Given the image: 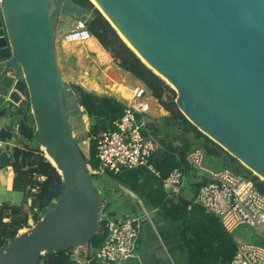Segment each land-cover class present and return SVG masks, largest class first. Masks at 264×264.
Listing matches in <instances>:
<instances>
[{
	"label": "water",
	"instance_id": "obj_1",
	"mask_svg": "<svg viewBox=\"0 0 264 264\" xmlns=\"http://www.w3.org/2000/svg\"><path fill=\"white\" fill-rule=\"evenodd\" d=\"M98 2L128 46L174 86L186 118L264 181V0ZM62 13L90 14L74 0H0V166L12 163L1 144L33 130L62 177L56 204L50 193L43 218L0 248V264H41L44 253L89 245L102 225L86 137H76L68 118L71 108L84 123L83 92L63 81L57 63L53 22Z\"/></svg>",
	"mask_w": 264,
	"mask_h": 264
},
{
	"label": "trees",
	"instance_id": "obj_2",
	"mask_svg": "<svg viewBox=\"0 0 264 264\" xmlns=\"http://www.w3.org/2000/svg\"><path fill=\"white\" fill-rule=\"evenodd\" d=\"M74 1L90 12L86 25L98 43L112 56L121 69L147 86L153 97L170 114L169 118L172 121L185 127L186 134L193 132L197 137L205 138L203 147L207 155L227 153L186 118L176 103L178 97L176 90L139 58L91 0ZM80 90L83 92L85 112L95 120L89 135L91 137L90 163L94 169H97L99 160L96 156V142L93 137H97L103 131L114 130V123L123 114L124 106L114 96L86 91L81 87ZM34 137L37 138V133L29 130L27 138ZM163 144L164 157L153 155L150 158V163L156 172L141 166L119 174L107 173V175L131 189L134 194L146 199L151 207L160 210L172 222L180 226V240L188 253L189 264H231L236 254V241L220 219L216 215L206 213L195 199L189 200L182 195L178 198L170 197L163 188V180L172 171L183 168L187 172L190 169L186 162L190 149H188L189 143L184 149H179L171 141L164 140ZM227 154L233 161L238 162V167L230 169L253 179L256 188L264 194V181L257 176H251L250 171L247 174L245 167L236 158ZM11 165L15 173L13 189L22 192L26 202L32 198L36 199L37 205L32 206V209H45L43 202L50 193H52V200L59 196L56 184L62 181V177L40 146L32 148L26 143H19L13 150ZM201 184L203 182L196 185L195 197ZM34 189H37V192L33 191ZM4 210V217L8 221L0 224V248L13 239L20 230L28 227L30 217L36 222L41 219L37 213L27 212L24 204L5 203ZM102 229L103 227L92 238L89 245L80 248L88 257L93 249L99 248L104 242L105 234ZM75 250L71 248L57 253H46L45 256H41V261L45 259L44 264H74L72 255Z\"/></svg>",
	"mask_w": 264,
	"mask_h": 264
},
{
	"label": "built area",
	"instance_id": "obj_3",
	"mask_svg": "<svg viewBox=\"0 0 264 264\" xmlns=\"http://www.w3.org/2000/svg\"><path fill=\"white\" fill-rule=\"evenodd\" d=\"M57 39L63 45L96 41L84 19L75 21L71 29L59 32ZM115 85L118 86L112 82L105 86L109 90L106 95L114 96L123 104V114L114 123V130L103 131L93 137L99 168H91L92 172L119 174L141 166L156 172L150 158L157 152L158 137L149 122V116L153 103L158 100L143 82L129 87L126 94L114 89ZM206 156L204 147L196 145L188 152L186 162L190 169L200 170L203 169ZM186 174L183 168L175 169L163 180V188L170 197L181 196ZM33 191L37 192V189ZM195 202L206 213L216 215L232 235L246 225L257 230L264 240V194L256 188L250 177L231 169L211 172L200 185ZM104 209L101 225L105 234L104 242L99 248L93 249L89 257L80 248L76 249L72 255V260H77L74 264H125L137 256L143 226L141 216L133 209L122 217L113 215L105 204ZM33 220L30 217L28 227ZM235 241L236 254L231 264H264V242L259 244L239 238Z\"/></svg>",
	"mask_w": 264,
	"mask_h": 264
},
{
	"label": "rangeland",
	"instance_id": "obj_4",
	"mask_svg": "<svg viewBox=\"0 0 264 264\" xmlns=\"http://www.w3.org/2000/svg\"><path fill=\"white\" fill-rule=\"evenodd\" d=\"M91 2H93L91 0ZM94 3V2H93ZM95 7L99 8L96 3H94ZM100 9V8H99ZM101 10V9H100ZM102 11V10H101ZM103 12V11H102ZM90 17V14L86 13L84 15H81L80 18L82 19H88ZM76 17L70 16L68 14H61V16L54 20L53 27L55 30V37H56V54H57V63L60 69V73L62 76L63 81L72 86H78L86 91H92L100 94H106L107 90L105 87L99 88L94 87L95 85H91L90 80L92 78L91 74L88 72L86 76L85 73H82V63L85 60V57H87L85 54L86 51L89 52V57L93 58L97 63L98 66V75L100 76L102 74L103 69L110 63L115 62L112 56L98 43V41H93L96 43L97 47H93L92 45L94 43H80V44H66L63 45L60 41L57 39V35L59 32L63 30H69L73 27L75 23ZM81 55V56H80ZM88 59V58H87ZM116 63V62H115ZM132 77V78H131ZM138 78L134 76H130V79L132 82ZM170 84V83H169ZM171 87H174L172 84H170ZM86 87V88H85ZM94 87V88H92ZM91 89V90H89ZM114 89L121 90L125 94L127 93V89L123 87L122 85H115ZM127 96V95H126ZM167 113V117H158L155 119V121L152 123L154 133L158 137V153H165V147L163 144V141H171L173 142L179 149L186 148V144L188 145V152L194 147V146H204L205 138L203 137H197L195 133L191 132L186 134L185 127H183L178 122H174L169 118V113ZM68 118L70 121V124L72 125V128L75 132L76 137H81L82 135H85L86 137V147H84V153L85 155L90 159V147H91V137L90 130L92 125L95 123V120L90 118L88 115L84 117V123H81V121L78 120V118L73 114V111L71 108L68 110ZM24 138L19 137L16 133L14 134V141L17 142L16 144L23 143L20 140ZM19 140V141H18ZM37 144L36 141H33ZM9 148V147H8ZM6 147V149L8 150ZM227 152V151H226ZM45 153V152H44ZM228 153V152H227ZM225 152H222L221 154L214 155V156H206V160L203 165V169L200 170H194L189 169L186 174L185 184L183 186V190L181 195L189 200L195 199L196 195V185L199 183H202L204 180H206L211 172H217L224 169H230L238 167V162L233 161L228 154ZM46 155V153H45ZM241 163V162H240ZM242 164V163H241ZM243 165V164H242ZM245 172L248 174L249 171L251 172V176H257V174L254 171H251L249 167L246 165ZM90 168L94 169L92 166ZM94 182L96 186L100 189L104 204L107 205V209L110 210L112 205L114 207L121 206L116 211L117 215H120L121 212L125 209V211H131L134 207L133 204L129 207H126L124 204V198L125 196L130 197L136 203L138 201H141L139 197L133 196L131 189L129 190L128 187L120 184L119 182L112 179L107 174H94L92 172ZM250 175V174H249ZM258 177V176H257ZM260 178V177H259ZM261 179V178H260ZM262 180V179H261ZM59 196L61 193H58ZM58 196V197H59ZM117 196V197H116ZM58 197L54 198L50 204H56ZM143 201V200H142ZM25 206V210L31 214L37 213L41 219L45 215V213L50 208V205L48 207H45V209H32L31 199H29L27 202L23 198V203ZM124 204V205H123ZM139 204V203H138ZM40 219V220H41ZM39 220V221H40ZM8 221V220H6ZM170 225H173L175 228V232H178L179 225L177 223L172 222L171 220H168ZM36 221L33 220L32 224H29L30 227L24 228L22 230H26L31 228L32 226L36 225ZM20 230V232L22 231ZM234 239L239 238L250 242H256L259 244H262L264 240L260 237L259 232L255 230L253 227L243 225L241 226L234 234ZM182 243V242H181ZM183 245V244H182ZM186 252V251H185ZM46 253L43 255L45 256ZM84 254V252H83ZM41 264L45 263V259L40 261Z\"/></svg>",
	"mask_w": 264,
	"mask_h": 264
},
{
	"label": "crops",
	"instance_id": "obj_5",
	"mask_svg": "<svg viewBox=\"0 0 264 264\" xmlns=\"http://www.w3.org/2000/svg\"><path fill=\"white\" fill-rule=\"evenodd\" d=\"M90 43H94V47H97L95 42ZM85 54H87V57H85V60H83L84 62L82 63V73H85L84 75L86 76L88 72L90 74L92 72L90 83L91 85H95L94 87L102 88L113 82L118 84V86L122 85L125 88H129L134 84L142 82L139 79H136L133 82L129 80L130 76L132 75L121 69L115 62L108 64L103 69L102 74L100 76H97L99 72V64L93 58L89 57L90 55L88 51H86ZM166 112L167 111L158 102L155 101L153 103L151 115L149 116V122L151 126L153 127L152 123L156 118L167 117L168 115ZM5 125H7L6 121L3 120L2 122H0V129L2 127H5ZM19 137L24 138V141L23 139L20 140L21 142L28 144L32 148L40 146L36 137H34L33 139H28L27 137L22 136ZM33 141H36L37 144L34 143L33 145ZM16 143L17 142L12 140L9 141V143L6 145L1 144V147L3 148L5 146H7V148L9 147L8 152L11 155V158L15 146L18 145ZM155 155L164 157L165 153L161 154L156 152ZM14 177L15 173L12 165L5 168H2L0 166V211L2 208H4L5 203H11L14 205H20L23 203V193L13 189ZM132 194L133 196L139 197L141 199V201H138L139 204L127 196H125V198L123 199L124 204L126 207H129V205L131 206V204L134 205L135 208H133V211L141 216L143 226L139 239L137 256L125 264H189L188 253L180 240V227L178 229V232H175L176 230L173 225H170L168 223V220L170 219L167 218L160 210L151 207L149 202L143 197L136 195L133 192ZM120 207L121 206L114 207L112 205V207L110 208L112 214L122 217L128 213V211H125L124 209L120 215H117L115 210H118V208ZM6 220L8 219L4 217V222ZM75 262L77 263V260H74V263ZM79 263L84 264L82 262Z\"/></svg>",
	"mask_w": 264,
	"mask_h": 264
},
{
	"label": "bare ground",
	"instance_id": "obj_6",
	"mask_svg": "<svg viewBox=\"0 0 264 264\" xmlns=\"http://www.w3.org/2000/svg\"><path fill=\"white\" fill-rule=\"evenodd\" d=\"M92 1H93L94 3H96L97 6L103 11L104 15H106V13H105L104 10H103V7H102L101 4L98 2V0H92ZM99 8H98V9H99ZM100 9H99V10H100ZM101 10H100V11H101ZM106 16H107V15H106ZM119 32H120V31H119ZM120 34H121V37L124 39V41H126L129 45H131L130 42L127 40V38H126L121 32H120ZM92 42H93V41H92ZM92 46L94 47V44H93ZM49 158H50V157H49ZM50 160L53 161L52 158H50ZM23 231H25V230H22L21 232H23Z\"/></svg>",
	"mask_w": 264,
	"mask_h": 264
}]
</instances>
